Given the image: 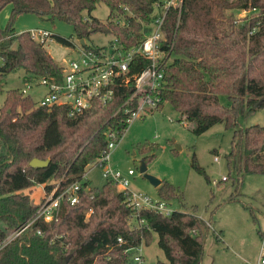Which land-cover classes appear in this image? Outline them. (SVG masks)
I'll list each match as a JSON object with an SVG mask.
<instances>
[{"label": "trees", "instance_id": "1", "mask_svg": "<svg viewBox=\"0 0 264 264\" xmlns=\"http://www.w3.org/2000/svg\"><path fill=\"white\" fill-rule=\"evenodd\" d=\"M158 1L0 0V11L11 7L0 28V95L4 94L0 107V241L35 215L37 206L24 190L44 184V191L50 193L59 182L57 195L79 183L77 202L70 204L63 197L55 220L33 221L0 250V264H129L141 243L150 244L152 232L157 233V245L166 258L156 264L201 263L208 226L194 212L175 209L169 216H161L143 210L138 218L144 224L135 226L124 191L117 190L111 180L94 187L82 176L107 148V133L119 137L126 130L131 112L144 96L139 92L127 101L134 92L132 75L145 68L149 59L139 53L133 56L129 82L114 85L106 105L93 101L73 117L63 105L36 106L20 89L3 88L4 77L13 71L23 70L24 81H29L59 77L63 68L48 55L44 42L33 40L29 31L14 32L19 14L63 22L78 40L96 33L110 34L121 48L129 49L141 39L139 21L149 20ZM100 3L109 10L105 21L92 15ZM122 6L134 14L125 26L111 20ZM238 10L255 13L238 20ZM163 33L160 49L164 56L158 63L162 81L154 92L161 98L158 109L170 104L180 121L193 123L191 131L196 135L224 124L232 129L225 154L228 168L239 180L246 173L264 175V125L242 127L240 123L246 115L264 108V0H182L180 8L167 13ZM51 37L65 47L74 46L61 36ZM219 95H225L229 104L223 105ZM155 150L154 144L143 145L142 151L148 153L141 162L147 163ZM32 158L49 159V163L33 168L29 165ZM191 166L204 173L194 153ZM156 191L160 199L177 200L185 207L182 193L171 183L161 181ZM259 233L262 236V230Z\"/></svg>", "mask_w": 264, "mask_h": 264}, {"label": "rangeland", "instance_id": "2", "mask_svg": "<svg viewBox=\"0 0 264 264\" xmlns=\"http://www.w3.org/2000/svg\"><path fill=\"white\" fill-rule=\"evenodd\" d=\"M10 9L8 5L0 11V28L5 26ZM108 11L107 6L100 3L92 15L105 21ZM251 13L238 10L235 18L242 20ZM35 28L46 29L74 45L73 48L65 47L53 37L44 41L45 50L57 63L63 66L79 56L74 48L80 42L75 38L72 28L63 22L40 20L35 14L22 13L13 24L16 33ZM112 40L110 34L96 33L84 42L107 48ZM24 75L23 70L7 74L4 77V91L26 88L31 81H24ZM44 92L43 87H31L27 89L26 95L37 104ZM3 101L4 94H1L0 107ZM219 101L223 105L229 104L225 95H219ZM240 123L242 127L264 125V108L246 115ZM192 127L193 123L185 119L180 121L179 113L170 104L164 103L160 109L129 121L116 146L110 150L106 165L128 179L130 191L145 194L157 201L160 198L156 187L139 172L142 157L148 153L142 151L143 145H156L154 157L145 163L146 172L171 183L182 193L185 207L177 200H172L170 203L174 209L192 211L208 226L200 264H256L262 247L259 230L263 231L264 228V175L246 173L239 180L235 171L228 168L225 154L230 149L232 129L217 123L206 132L196 135L192 133ZM176 146L180 149L177 150ZM193 153L204 173L197 172L191 166ZM102 170L103 166L93 163L84 169L92 186L101 187L105 183ZM129 170L134 173L128 175ZM222 177L226 179L222 180ZM43 186L35 184L23 192L29 194L35 204L44 194ZM116 189L120 190L117 186ZM157 241V233L152 232L150 244L139 245L145 264H156L157 260L166 261Z\"/></svg>", "mask_w": 264, "mask_h": 264}, {"label": "built area", "instance_id": "3", "mask_svg": "<svg viewBox=\"0 0 264 264\" xmlns=\"http://www.w3.org/2000/svg\"><path fill=\"white\" fill-rule=\"evenodd\" d=\"M181 2L182 0H160L154 3L149 20L139 21L141 39L137 46L123 49L118 45L114 36H112L113 40L109 42L107 48L93 46L86 49L82 45L76 46L74 51L79 56L63 65L59 77L47 76L29 80L31 83H27L26 88L20 89L21 94L26 95L27 89L31 87H43L45 92L39 102L35 103L36 106L63 105L67 108L69 117L76 116L89 108L93 101L106 105L112 98L113 86L117 84L126 85L129 82V64L133 56L139 53L149 59V64L138 73L132 75L134 92L127 101L139 92H144V96L137 109L131 112L128 122L133 118L141 117L147 112L158 109L161 98L154 92L161 86L162 81V71L158 63L164 56L163 51L160 49V44L164 40V21L169 10L174 7L180 8ZM121 9L120 12H116L112 16L111 20L121 26H125L128 24L127 18H133L134 14L126 6H122ZM29 34L33 40L40 42H44L51 37V32L43 28L31 29ZM107 138V148L93 164L103 166L102 177L105 180L113 181L120 190L125 192L127 206L133 211V224L135 226L144 224V220L138 218L139 213L143 210H148L161 216L172 214L175 209L170 202L162 199L153 201L145 194L130 191L128 189V179L106 165L109 152L116 146L119 137L113 132H108ZM215 160H217L216 157ZM133 173L132 170L128 171V175ZM225 179V177H222V180ZM58 186L59 182L50 193L44 191L42 198L35 204L37 210L33 219L7 233L0 241V250L18 238L33 221L41 219L46 223H50L55 220L60 200L63 197H66L70 204L77 202L79 183L72 184L56 195ZM37 233L40 234L39 231ZM129 264H145L144 256L139 248L133 254ZM244 264L248 263L244 262ZM256 264H264V228L262 231L261 254Z\"/></svg>", "mask_w": 264, "mask_h": 264}, {"label": "water", "instance_id": "4", "mask_svg": "<svg viewBox=\"0 0 264 264\" xmlns=\"http://www.w3.org/2000/svg\"><path fill=\"white\" fill-rule=\"evenodd\" d=\"M80 42V45L84 46L85 45V42L83 39L79 40ZM176 149L179 150V146H176ZM49 163V159H46V160H40L38 158H32L29 162V165L33 168H44L48 165ZM147 170V167L146 165L141 162L140 164V167H139V172L143 175V177H145L146 179L149 180V182L154 186V187H158L160 184H161V180L148 174L146 172Z\"/></svg>", "mask_w": 264, "mask_h": 264}, {"label": "crops", "instance_id": "5", "mask_svg": "<svg viewBox=\"0 0 264 264\" xmlns=\"http://www.w3.org/2000/svg\"><path fill=\"white\" fill-rule=\"evenodd\" d=\"M10 8H11V7H10ZM150 112H151V111H150ZM82 176H83L84 179L88 180V179L86 178V175H85L84 172H83ZM43 187H44V186H43ZM32 188H33V187H32ZM41 198H42V197H41ZM41 198H40V199H41ZM40 199H39V200H40ZM39 200H38V201H39ZM38 201H37V202H38ZM37 202H36L35 204H37Z\"/></svg>", "mask_w": 264, "mask_h": 264}]
</instances>
